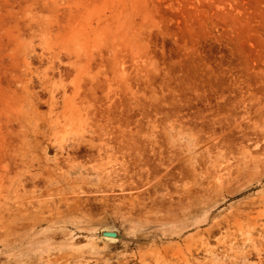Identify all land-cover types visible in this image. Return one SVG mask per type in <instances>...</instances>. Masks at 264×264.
<instances>
[{
  "label": "rangeland",
  "instance_id": "rangeland-1",
  "mask_svg": "<svg viewBox=\"0 0 264 264\" xmlns=\"http://www.w3.org/2000/svg\"><path fill=\"white\" fill-rule=\"evenodd\" d=\"M0 264H264V0H0Z\"/></svg>",
  "mask_w": 264,
  "mask_h": 264
},
{
  "label": "bare ground",
  "instance_id": "bare-ground-1",
  "mask_svg": "<svg viewBox=\"0 0 264 264\" xmlns=\"http://www.w3.org/2000/svg\"><path fill=\"white\" fill-rule=\"evenodd\" d=\"M105 235L107 236V237H112V238H114V237H116V234L115 233H111V232H106L105 233Z\"/></svg>",
  "mask_w": 264,
  "mask_h": 264
}]
</instances>
